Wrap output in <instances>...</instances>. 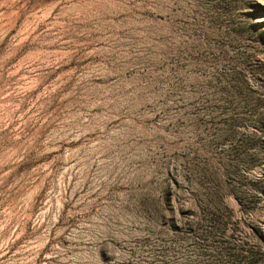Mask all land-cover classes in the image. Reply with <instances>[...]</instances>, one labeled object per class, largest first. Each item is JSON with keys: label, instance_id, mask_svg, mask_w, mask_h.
Returning <instances> with one entry per match:
<instances>
[{"label": "rangeland", "instance_id": "rangeland-1", "mask_svg": "<svg viewBox=\"0 0 264 264\" xmlns=\"http://www.w3.org/2000/svg\"><path fill=\"white\" fill-rule=\"evenodd\" d=\"M0 264H264V0H0Z\"/></svg>", "mask_w": 264, "mask_h": 264}]
</instances>
